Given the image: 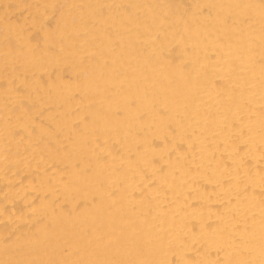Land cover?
<instances>
[{
	"label": "bare ground",
	"instance_id": "6f19581e",
	"mask_svg": "<svg viewBox=\"0 0 264 264\" xmlns=\"http://www.w3.org/2000/svg\"><path fill=\"white\" fill-rule=\"evenodd\" d=\"M0 264H264V0H0Z\"/></svg>",
	"mask_w": 264,
	"mask_h": 264
}]
</instances>
